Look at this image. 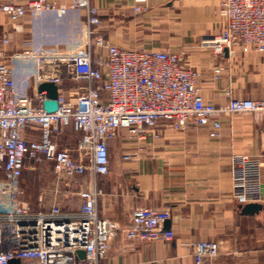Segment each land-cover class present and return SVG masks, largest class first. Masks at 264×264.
I'll return each instance as SVG.
<instances>
[{
  "label": "built area",
  "instance_id": "2783aa9c",
  "mask_svg": "<svg viewBox=\"0 0 264 264\" xmlns=\"http://www.w3.org/2000/svg\"><path fill=\"white\" fill-rule=\"evenodd\" d=\"M132 10L137 14L150 9L145 0H135ZM43 11L77 20L79 44L70 50L46 51L24 41L21 51L10 57L32 62L36 88L31 95H18L4 57L12 41L0 32V264L11 259L21 264H96L118 235L138 242L173 239V230L163 226L170 217L167 208L138 209L125 226L98 217L96 199L101 191L82 188L84 176L108 174L109 141L120 130L137 142L134 149L121 153L128 161L143 151L140 142L158 120L181 132L206 127L208 136L216 139L221 115L250 113L264 121V99L231 98L220 106L205 101L199 93V72L185 66L178 52L112 44L99 32L98 10L89 0H69L68 5L0 0V14L12 22ZM215 12L225 25L204 40V46L216 54L233 53L235 48L264 53V0H218ZM222 71L223 66L216 64L213 78L220 79ZM45 82L57 86L52 111L44 108L46 91H38ZM63 84L69 86L62 88ZM66 128L79 135L74 146L57 140ZM41 164L50 166L48 185L31 193ZM263 165L246 154L231 156V195L237 203L263 200L259 180ZM188 247L193 264H215L216 242L194 241ZM77 250L84 251L82 259Z\"/></svg>",
  "mask_w": 264,
  "mask_h": 264
},
{
  "label": "crops",
  "instance_id": "0c3cea01",
  "mask_svg": "<svg viewBox=\"0 0 264 264\" xmlns=\"http://www.w3.org/2000/svg\"><path fill=\"white\" fill-rule=\"evenodd\" d=\"M69 4V0H50ZM99 14L98 30L112 44L130 50L178 52L181 62L199 72V93L215 105L231 98L264 99V53H242L235 48L216 54L203 41L221 32L225 20L215 9L218 0H145L149 11L135 14V0H89ZM12 44L5 50L18 95H31L33 65L28 59H12L24 41L46 51H65L79 44L77 20L70 15L27 13L18 22L0 14V32ZM216 64L223 66L213 78ZM63 84L62 88H67ZM220 137L208 136L206 127L176 131L158 120L143 151L124 161L121 153L137 142L120 130L109 141V171L86 173L82 188L100 190L96 212L125 226L138 209H169L165 228L174 232L169 241L138 242L118 235L108 253L96 264H193L188 243L201 240L218 245L215 264H264V212H244L246 204L231 195L230 158L246 154L264 161V121L250 113L220 116ZM154 133L157 136H153ZM79 135L71 128L57 136L59 144L73 143ZM260 203L264 206V165L259 168ZM78 201V200H77ZM76 201V202H77Z\"/></svg>",
  "mask_w": 264,
  "mask_h": 264
},
{
  "label": "water",
  "instance_id": "95a60500",
  "mask_svg": "<svg viewBox=\"0 0 264 264\" xmlns=\"http://www.w3.org/2000/svg\"><path fill=\"white\" fill-rule=\"evenodd\" d=\"M46 91L47 93V100L44 102V108L47 111H52L56 108L55 98L57 95V86L50 82L41 83L38 86V91ZM244 212L253 213L257 211L264 212V206L260 203H248L244 207ZM77 256L82 259L84 257L83 250H77ZM7 264H21L20 260L18 259H11L8 261Z\"/></svg>",
  "mask_w": 264,
  "mask_h": 264
},
{
  "label": "rangeland",
  "instance_id": "374dc122",
  "mask_svg": "<svg viewBox=\"0 0 264 264\" xmlns=\"http://www.w3.org/2000/svg\"><path fill=\"white\" fill-rule=\"evenodd\" d=\"M74 85L71 84L70 87H73ZM76 143L73 142L72 145L74 146ZM50 166L49 164H41L37 165V170L34 174L35 182H33L31 187V193H37L40 188H46L50 179Z\"/></svg>",
  "mask_w": 264,
  "mask_h": 264
}]
</instances>
